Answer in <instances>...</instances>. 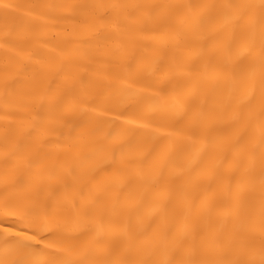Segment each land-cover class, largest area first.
Here are the masks:
<instances>
[{
    "label": "bare ground",
    "instance_id": "1",
    "mask_svg": "<svg viewBox=\"0 0 264 264\" xmlns=\"http://www.w3.org/2000/svg\"><path fill=\"white\" fill-rule=\"evenodd\" d=\"M0 264H264V0H0Z\"/></svg>",
    "mask_w": 264,
    "mask_h": 264
}]
</instances>
